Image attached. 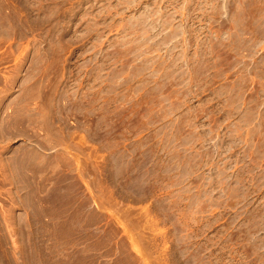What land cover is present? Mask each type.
Masks as SVG:
<instances>
[{"label":"rangeland","instance_id":"rangeland-1","mask_svg":"<svg viewBox=\"0 0 264 264\" xmlns=\"http://www.w3.org/2000/svg\"><path fill=\"white\" fill-rule=\"evenodd\" d=\"M0 264H264V0H0Z\"/></svg>","mask_w":264,"mask_h":264}]
</instances>
